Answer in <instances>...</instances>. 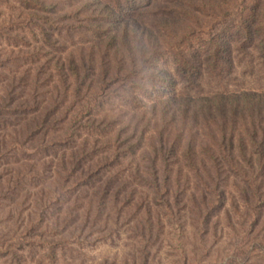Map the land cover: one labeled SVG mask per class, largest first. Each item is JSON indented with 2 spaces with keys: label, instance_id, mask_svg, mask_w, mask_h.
Listing matches in <instances>:
<instances>
[{
  "label": "trees",
  "instance_id": "obj_1",
  "mask_svg": "<svg viewBox=\"0 0 264 264\" xmlns=\"http://www.w3.org/2000/svg\"><path fill=\"white\" fill-rule=\"evenodd\" d=\"M16 2L20 35L0 53V114L9 151L23 153L10 180L36 188L32 213L62 241L79 243L111 200L135 205L134 182L169 211L183 180L264 185V91L176 92V78L197 88L204 72L231 73L234 48L264 59V0ZM150 8L159 16L146 24Z\"/></svg>",
  "mask_w": 264,
  "mask_h": 264
},
{
  "label": "rangeland",
  "instance_id": "obj_2",
  "mask_svg": "<svg viewBox=\"0 0 264 264\" xmlns=\"http://www.w3.org/2000/svg\"><path fill=\"white\" fill-rule=\"evenodd\" d=\"M56 1L69 8V0ZM158 16L157 9L150 8L139 19L150 24ZM21 19L16 0H0L2 56L10 54L12 41H18L15 36L20 35L17 25L10 33L9 22L19 24ZM232 59L231 73L216 78L204 72L197 88L176 78V92L206 96L264 91V59L258 52L237 47ZM168 67L174 73L170 62ZM6 74L0 69V95ZM4 118L0 114V264H264V218L256 215L264 216L261 181L251 186L239 182L237 187L235 179L220 184L208 181V185L196 182L197 186L183 180L171 187L175 196L171 211L163 204L165 196L156 197L149 185L134 182L127 190L135 192V205L127 208L111 200L100 221L80 234L79 243L62 241L67 233L58 237L60 231L54 224L47 221L45 226L32 213L35 202L26 194L36 193V188L10 180L18 175L23 153L9 151ZM245 192L252 195L253 208L245 204ZM190 194H195L199 208L189 201ZM151 205L152 215H147L146 208ZM71 232L78 234L77 230Z\"/></svg>",
  "mask_w": 264,
  "mask_h": 264
}]
</instances>
